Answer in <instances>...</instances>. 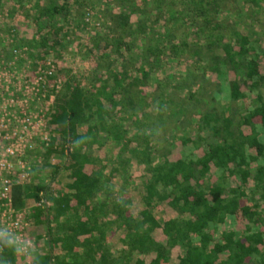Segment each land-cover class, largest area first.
<instances>
[{"label": "trees", "instance_id": "trees-1", "mask_svg": "<svg viewBox=\"0 0 264 264\" xmlns=\"http://www.w3.org/2000/svg\"><path fill=\"white\" fill-rule=\"evenodd\" d=\"M11 1L33 13L30 50L55 49L66 37L60 18L68 24L74 7L80 27L93 8V0ZM107 2L111 25L91 36L90 51L102 58L91 87L66 77L51 89L57 137L44 153H58L61 164L48 183L15 176L10 186L12 206L28 207L41 235L32 264H171L173 248L177 264H264V22L259 32L247 23L264 17V0ZM185 59L191 64L152 83L154 69ZM148 88L160 110L150 123L138 116ZM108 141L119 163L135 159L145 169L140 210L110 188L118 168L103 162ZM61 167L70 181L48 205ZM156 206L162 219L151 213ZM0 264H16L4 236Z\"/></svg>", "mask_w": 264, "mask_h": 264}, {"label": "rangeland", "instance_id": "rangeland-1", "mask_svg": "<svg viewBox=\"0 0 264 264\" xmlns=\"http://www.w3.org/2000/svg\"><path fill=\"white\" fill-rule=\"evenodd\" d=\"M13 4L14 2L11 0L6 1L0 9V105L4 103L6 107H3V109L5 108L6 111L16 115H20V112L24 111L28 113L31 116L33 128H31L30 133L32 147L22 155L10 157L9 161L17 172L19 171L16 169H21V164L27 167V174L24 177L25 183H33L37 179L48 183L51 179L53 168L60 165L63 160L58 153L51 155L49 158L44 153L50 138L57 137L53 126L50 127L48 123V114L53 103L51 89L55 86L59 88L66 77L74 78L80 82L83 88L91 87V71L94 69L96 61L102 59L98 50L93 51V53L90 51L91 36L96 32L101 35L103 29H107L105 26L111 25L107 17L109 13H105L103 10L104 4L107 5L108 2L107 0H93V8L91 6L86 8L84 13V20L87 24L80 27L75 23L74 7L71 18H67L70 21L68 24H64L65 19L60 18L59 25L63 28L61 34H65L66 37H62L57 47L53 50H48L46 47L28 49L24 42L28 41L30 43L32 37L36 35L32 24L33 13H31L30 18L25 16L26 13L29 14L27 3L17 10H14ZM228 11L230 12V10ZM132 19L135 20L134 18ZM262 22H264V17H255L253 20H248L247 23L253 25L252 28L259 32L263 27ZM109 51L110 49L107 50V52ZM190 64V61L186 59L168 62L160 70L154 69L150 73L152 83L165 79L166 74L178 73L182 70L180 69L181 67ZM45 71H50L51 73L47 75ZM194 72L197 73V70H194ZM199 85L205 86L206 82L202 83L201 81ZM152 89L148 88L144 90L145 92L141 91V95L145 96L146 94V99L142 103V112L138 114L140 118H143L148 123L153 121L160 111L158 106L149 98L148 93ZM170 89L172 95H183L186 92L185 89L177 90L172 87ZM202 89L200 87L199 91H202ZM10 97L15 100V104L12 107L6 104V99ZM21 101H24L25 104L21 105ZM1 113L2 108H0ZM127 125H130L129 122H127ZM176 132L179 131L177 130ZM94 152L95 154L99 153L97 145H94ZM117 153V144L113 142L110 145V141H108L102 156L105 157L103 162L118 168V173L115 172L116 175L110 180V188L116 197L129 198L132 203L131 209L140 210L143 207L141 203V194L143 192L141 181L146 175L145 169L135 159L128 164L119 163ZM123 155L125 158L129 154L124 153ZM69 181L68 171L61 167L58 175L51 183V190L47 195L48 205L52 204L53 200L51 198L55 197L57 191H66V185ZM23 211L27 213L26 237L29 240V245L26 253L19 254L15 252V262L16 264H32L33 252L37 248H43V246L41 241H39L41 235L35 231V225L30 217V209L26 207ZM151 211L157 218L162 219L163 212L159 206H156ZM62 219L63 217L58 220H52L51 227L54 232L59 230V222ZM113 225L115 226V224ZM0 236L2 237V235ZM36 242H38V245ZM178 257V248H173L171 250L170 263L177 264Z\"/></svg>", "mask_w": 264, "mask_h": 264}, {"label": "built area", "instance_id": "built-area-1", "mask_svg": "<svg viewBox=\"0 0 264 264\" xmlns=\"http://www.w3.org/2000/svg\"><path fill=\"white\" fill-rule=\"evenodd\" d=\"M50 73L45 71L47 75ZM6 102L11 107L15 104L11 97ZM20 104L24 105L25 102L21 101ZM3 107H6L4 103L0 105V235L9 238L15 245V252L22 254L27 252L29 245L26 237L27 213L23 209H14L9 191L15 176L19 182H24L28 169L21 164V169H16L19 172L15 171L9 158L22 155L32 147L30 133L33 126L31 116L25 111L16 115Z\"/></svg>", "mask_w": 264, "mask_h": 264}]
</instances>
